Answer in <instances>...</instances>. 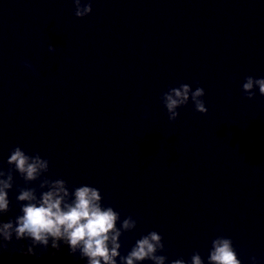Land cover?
I'll return each instance as SVG.
<instances>
[{"label":"water","instance_id":"1","mask_svg":"<svg viewBox=\"0 0 264 264\" xmlns=\"http://www.w3.org/2000/svg\"><path fill=\"white\" fill-rule=\"evenodd\" d=\"M92 5L78 18L72 0H0V167L19 145L49 159L45 175L100 188L138 218L122 252L157 230L169 259L206 260L223 234L245 264L264 260V96L241 90L264 76V0ZM180 83L205 88L206 114L189 102L168 120L160 96ZM14 180L0 219L19 211ZM28 243L13 239L0 264H84L66 246L13 252Z\"/></svg>","mask_w":264,"mask_h":264},{"label":"clouds","instance_id":"2","mask_svg":"<svg viewBox=\"0 0 264 264\" xmlns=\"http://www.w3.org/2000/svg\"><path fill=\"white\" fill-rule=\"evenodd\" d=\"M74 15L83 18L93 10L92 0H72ZM50 52L55 46L48 45ZM24 67L34 71L30 61H23ZM198 84V82H197ZM243 94L252 99L257 91L264 96V76L247 75L241 84ZM205 88L193 89L189 83L170 86L160 96L169 121L180 115L179 109L191 102L195 111L206 114L208 108L204 100ZM7 169L0 167V217L12 207L10 190L14 176L19 174L25 185L17 186L15 200L19 211L15 217L0 219V249H7L13 239L29 243L13 252L22 255H37V248L59 251L66 246L71 254H78L84 264H245L233 239L223 234L211 239L205 258L199 251L191 257L169 259L166 255L164 238L157 230L140 234L125 251L121 237L136 229L138 218L127 215L104 202L100 188L82 183L68 186L64 178H51L50 161L38 152L27 153L17 145L7 157ZM38 181L33 186L32 182ZM247 264H264L257 256H250Z\"/></svg>","mask_w":264,"mask_h":264}]
</instances>
